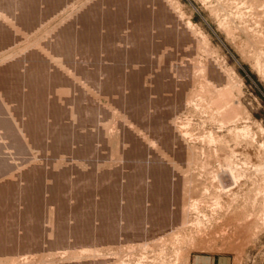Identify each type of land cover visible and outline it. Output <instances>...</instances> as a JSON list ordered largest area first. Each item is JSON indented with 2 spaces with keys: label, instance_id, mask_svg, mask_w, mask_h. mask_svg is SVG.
Segmentation results:
<instances>
[{
  "label": "rangeland",
  "instance_id": "obj_1",
  "mask_svg": "<svg viewBox=\"0 0 264 264\" xmlns=\"http://www.w3.org/2000/svg\"><path fill=\"white\" fill-rule=\"evenodd\" d=\"M0 23V264H264V0H0Z\"/></svg>",
  "mask_w": 264,
  "mask_h": 264
},
{
  "label": "bare ground",
  "instance_id": "obj_2",
  "mask_svg": "<svg viewBox=\"0 0 264 264\" xmlns=\"http://www.w3.org/2000/svg\"><path fill=\"white\" fill-rule=\"evenodd\" d=\"M46 4V3H45ZM41 6V5H40ZM43 12V11H42ZM29 14V13H28ZM21 16V15H20ZM25 20V19H24ZM32 20V19H31ZM45 20V19H44ZM11 21V20H10ZM10 21H8L9 23V25H11L13 28H14V32H15V34H16V31H17V26L19 25L18 24V22H10ZM29 23V22H28ZM20 25H22V24H20ZM20 25L18 26V28H21L20 27ZM23 27H24V25H23ZM12 28V29H13ZM24 29V28H23ZM0 31L2 32H4V33H7V32H11L10 30H9V28H8V26L7 25H5V24H3V23H0ZM18 31H20V30H18ZM22 31V30H21ZM27 32V31H26ZM12 33V32H11ZM17 33H19V32H17ZM21 33V32H20ZM14 34V33H13ZM9 35H11V34H9ZM25 35V34H24ZM123 35V34H122ZM126 36L124 37V41L123 42H126L127 44L128 43H130V42H132V37L131 36H129L128 34H125ZM3 36V35H2ZM8 36V35H7ZM15 36V35H14ZM10 37V36H9ZM12 37V36H11ZM24 37V36H23ZM11 39V38H10ZM12 40V39H11ZM19 41V40H18ZM8 42V41H7ZM133 43V42H132ZM7 45V44H6ZM261 53V52H260ZM264 53V52H263ZM263 55V54H262ZM185 63V62H184ZM181 65H183V62H182V64ZM185 65V64H184ZM179 66V65H178ZM186 66V65H185ZM184 66V67H185ZM190 68L188 69V71L186 70V69H177L176 71H174L175 72V74L176 75H178L179 77L180 76H183V75H185V76H189V80H191V82H196V81H198L199 83H201V86L202 87H205V85L207 84L208 85V83L210 82H212V81H210V80H208V76H206V75H204V72L202 71V69H200V65H188ZM175 67H176V65H175ZM183 67V66H182ZM181 67V68H182ZM173 69V68H172ZM177 76V77H178ZM204 76H206V77H204ZM159 83V82H158ZM157 83V84H158ZM213 85L215 86V87H213V86H210L209 85V88H208V86H207V89H210V90H208V91H212V92H214L215 90H218V91H216V92H219L220 93V98H218L217 100L216 99H213V97L211 98V100L209 101V103H208V105H206L209 109H210V111H212V113L213 114H215V115H223L224 116V118H221L220 120H221V122H222V124H226V123H228L229 122V120L230 121H232L230 118H235V115L233 114V113H231V115L230 114H228V113H230V110H231V108L232 107H234V105L232 104V103H229L230 105H232L231 107H230V105L227 107V106H224V105H222L223 103V101L226 99V98H228L229 97V94H230V91H229V89L224 85V86H221L219 83L217 84V82H214L213 83ZM206 93H207V91H206ZM210 95V94H209ZM200 98H201V96H200ZM199 98V99H200ZM198 99V98H197ZM207 99V98H206ZM208 100V99H207ZM201 102H203V101H201ZM206 104V103H205ZM238 106V105H237ZM152 111V108H149V109H147L146 110V112H145V114L146 115H148V114H150V112ZM153 112V111H152ZM224 113H226L225 115H227L228 114V117H225V115H224ZM153 114V113H152ZM210 117H211V115H210ZM219 118H220V116H219ZM146 121V120H145ZM237 121V120H236ZM237 127V126H236ZM184 128V127H183ZM146 129V128H145ZM261 130V129H260ZM231 131V130H230ZM235 131H238V132H236V133H238V134H235L234 133V129H233V133L236 135V136H238L239 134H242L243 136H245L246 134H249V127L248 126H242V128L241 129H236ZM240 132V133H239ZM245 134V135H244ZM250 135V134H249ZM249 135H247V136H245V138H243L244 140L246 139V137H248ZM212 139V137H211V135L209 136V138H208V140H211ZM154 141V140H153ZM246 141H248V139L246 140ZM246 141H243V144L245 143H247ZM246 148H247V146L246 145H244ZM248 146H249V144H248ZM253 149V148H252ZM247 150H250L251 151V149H250V147H249V149H247ZM259 150V152H260V149H258ZM252 152V151H251ZM256 152H257V150H256ZM251 154V153H250ZM258 154V153H257ZM261 154V153H260ZM228 158V157H227ZM231 159V158H230ZM220 160V159H219ZM226 159H223V161H225ZM217 161V160H216ZM221 161H222V159H221ZM220 161V162H221ZM227 162V161H226ZM225 163V162H224ZM235 163V162H234ZM234 163L232 164V163H230V162H227V165L228 166H234ZM225 165H226V163H225ZM226 165V166H227ZM257 165V164H256ZM259 165H257V167H258ZM263 166V165H262ZM211 168V167H210ZM215 168V167H214ZM238 168V167H237ZM259 168H260V166H259ZM261 168H263V167H261ZM218 171H217V173L219 174V176H218V174L216 175L213 171H215V170H212V172H213V174H215V176L213 177V178H216V179H214V180H217V181H213V185H211L210 183L211 182H209V184L208 183H203V187H201V188H203V190L205 191V189H209V187H210V189L212 188L214 191H213V204H215V205H217V206H220V198H221V196L222 195H224V194H227V192L228 191H230L229 190V188H230V184H231V182H232V179H233V176H234V172L232 173L231 171H228L227 173H224V171H221L220 169H222L221 168V166H220V164L219 163H217V168H216ZM229 169H231V168H229ZM229 169H227V170H229ZM236 169V168H235ZM234 169V170H235ZM264 169V168H263ZM223 170H225L224 168H223ZM226 170V171H227ZM259 170V169H258ZM239 171V169H237V171L236 172H238ZM240 172V171H239ZM208 173H210V172H207V174ZM212 175V174H211ZM240 175V174H239ZM238 175V176H239ZM243 175V174H242ZM213 176V175H212ZM219 177V178H218ZM227 178V181H226V183H224V180ZM236 178V177H235ZM239 178H241V177H239ZM222 179V180H221ZM237 179V178H236ZM143 181H144V179H143ZM255 181V180H254ZM145 182V181H144ZM57 184V183H56ZM147 184H149V183H147ZM58 185V184H57ZM237 185H239L238 183H237ZM148 186V185H147ZM57 187V186H56ZM61 190V189H60ZM232 190H233V188H232ZM71 191V190H70ZM69 191V192H70ZM232 192V191H231ZM257 192V191H256ZM66 197V196H65ZM224 197H225V195H224ZM220 199V200H219ZM264 200V199H263ZM75 201V200H74ZM169 212V211H168ZM262 215L264 216V213H262ZM237 216V215H236ZM26 218H27V222H30V223H28V225L30 224H33L32 222L35 220V217L33 216V215H27L26 216ZM233 219V218H232ZM242 221L241 223V225H247L248 223L247 222H249V220H250V217H246V219H243V220H241V219H238L237 218V221ZM198 223V222H197ZM221 223V222H220ZM27 225V224H26ZM199 225V224H198ZM29 227V226H28ZM17 229V228H16ZM31 229H33V227H31L30 226V229L28 228V232H23V231H19L20 233V236H28V238H29V240H28V242H30L31 243V241L32 240H35L36 239V237H35V235H32L31 233H29V231H32ZM235 229V231L237 232L238 230L239 231H241L240 229H236V227L234 228ZM234 231V230H233ZM226 235V234H225ZM19 236V237H20ZM223 237V236H222ZM21 238V237H20ZM216 238V237H215ZM212 239V238H211ZM224 239V238H223ZM213 241H214V239H212ZM211 241V240H210ZM215 241H216V239H215ZM218 241H220V243L221 244H223L224 245V240H221V239H219ZM27 242V243H28ZM211 243H213V242H210V244ZM207 244H209V243H207ZM209 244V245H210ZM222 245V246H223ZM23 246H26L24 249H23V251H25L24 253H25V256H27V253L28 252H30V249L28 250V246L25 244V245H23ZM22 246V247H23ZM211 247H212V245H210ZM30 247V246H29ZM224 247V246H223ZM223 247H222V249H223ZM217 248V247H216ZM219 248H221V247H219ZM222 249H219V250H222ZM3 251V250H2ZM5 251V250H4ZM10 251V250H9ZM16 251V250H15ZM179 251V250H178ZM218 251V250H217ZM4 253V252H3ZM6 253V252H5ZM15 253V252H14ZM13 254V253H12ZM177 257V256H176ZM16 258V256L14 257V255H12V256H10V258H9V260H13V259H15ZM15 261V260H14ZM12 262V261H11ZM19 264V263H18ZM20 264H22V263H20Z\"/></svg>",
  "mask_w": 264,
  "mask_h": 264
},
{
  "label": "crops",
  "instance_id": "obj_3",
  "mask_svg": "<svg viewBox=\"0 0 264 264\" xmlns=\"http://www.w3.org/2000/svg\"><path fill=\"white\" fill-rule=\"evenodd\" d=\"M223 261V256L216 258L213 255L195 254L191 257L189 264H223Z\"/></svg>",
  "mask_w": 264,
  "mask_h": 264
}]
</instances>
